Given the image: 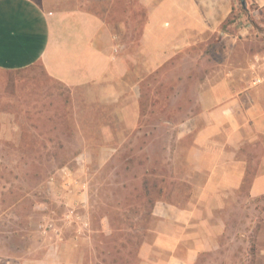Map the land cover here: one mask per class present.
Instances as JSON below:
<instances>
[{
	"label": "rangeland",
	"instance_id": "rangeland-1",
	"mask_svg": "<svg viewBox=\"0 0 264 264\" xmlns=\"http://www.w3.org/2000/svg\"><path fill=\"white\" fill-rule=\"evenodd\" d=\"M134 57L125 76L138 81L134 129L115 106L93 100L94 88L65 85L40 64L0 69V264L166 259L148 245L153 209L186 203L179 178L190 170L192 137L178 139L176 125L194 109L190 81L211 70L189 56L148 70L142 55ZM233 203L220 212V246L193 264H264L260 218Z\"/></svg>",
	"mask_w": 264,
	"mask_h": 264
},
{
	"label": "crops",
	"instance_id": "crops-1",
	"mask_svg": "<svg viewBox=\"0 0 264 264\" xmlns=\"http://www.w3.org/2000/svg\"><path fill=\"white\" fill-rule=\"evenodd\" d=\"M245 6L249 28L229 22L238 0H0V69L40 64L65 85L94 88L128 129L140 112L138 81L125 78L134 56L148 70L188 56L210 65L190 81L194 109L176 125L178 139L192 137L179 178L186 203L154 205L158 264H193L219 247L220 212L233 202L264 227V0Z\"/></svg>",
	"mask_w": 264,
	"mask_h": 264
},
{
	"label": "trees",
	"instance_id": "trees-1",
	"mask_svg": "<svg viewBox=\"0 0 264 264\" xmlns=\"http://www.w3.org/2000/svg\"><path fill=\"white\" fill-rule=\"evenodd\" d=\"M240 13L246 15L247 18H250V17H249L250 12H249L248 7L245 6V5H242L241 2H240V0H238V9H237V10L233 9V11H232V13H231V16H230V18H229V22L232 21V20H234V19H236L237 16H238Z\"/></svg>",
	"mask_w": 264,
	"mask_h": 264
},
{
	"label": "built area",
	"instance_id": "built-area-1",
	"mask_svg": "<svg viewBox=\"0 0 264 264\" xmlns=\"http://www.w3.org/2000/svg\"><path fill=\"white\" fill-rule=\"evenodd\" d=\"M241 18L242 19V23H243V25L245 26V27H247V28H249V27H251L252 25H251V23H250V21H249V19L246 17V15H244V14H241V16H240V14L237 16V19L238 18ZM260 78H255L254 79V81L256 82V83H258V82H260Z\"/></svg>",
	"mask_w": 264,
	"mask_h": 264
},
{
	"label": "water",
	"instance_id": "water-1",
	"mask_svg": "<svg viewBox=\"0 0 264 264\" xmlns=\"http://www.w3.org/2000/svg\"><path fill=\"white\" fill-rule=\"evenodd\" d=\"M242 5H245V0H240Z\"/></svg>",
	"mask_w": 264,
	"mask_h": 264
}]
</instances>
